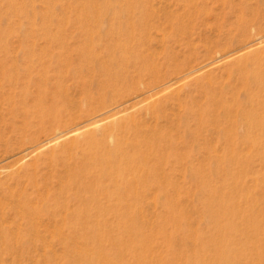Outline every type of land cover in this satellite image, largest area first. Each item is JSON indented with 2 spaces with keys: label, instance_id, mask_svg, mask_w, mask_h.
<instances>
[{
  "label": "rangeland",
  "instance_id": "1",
  "mask_svg": "<svg viewBox=\"0 0 264 264\" xmlns=\"http://www.w3.org/2000/svg\"><path fill=\"white\" fill-rule=\"evenodd\" d=\"M104 1L0 0V264H253L245 230L253 216L264 224V91L231 71L239 56L214 64L234 52L264 54V44L246 54L264 35V0ZM112 42L124 51L112 53ZM87 48L98 50L93 61H83ZM175 77L179 84L163 91ZM8 92L25 103L10 105ZM40 101L64 113L62 129L105 109L128 119L139 133L120 134L125 147L140 169L162 165L161 179L124 209L129 201L95 202L78 189L71 167L86 145L44 163L33 181L21 162L19 174L3 167L54 134L41 126ZM242 110L255 114L246 122ZM214 218L238 227L213 242Z\"/></svg>",
  "mask_w": 264,
  "mask_h": 264
},
{
  "label": "bare ground",
  "instance_id": "2",
  "mask_svg": "<svg viewBox=\"0 0 264 264\" xmlns=\"http://www.w3.org/2000/svg\"><path fill=\"white\" fill-rule=\"evenodd\" d=\"M105 1H104V3L106 4L107 1L106 2ZM108 4H110V3H107V5ZM142 16H143V14H142ZM142 16H141V18H143ZM144 18H145V15H144ZM145 20H146V18H145ZM137 22H139V21H137ZM241 23L244 24L245 22L244 23L241 22ZM242 27L244 28V26H242ZM245 27H246L245 29H247V25ZM125 29H127V28L125 27ZM129 29H131V28H129ZM127 33H129V30ZM114 34H115V32H114ZM117 34H118V32H117ZM120 35L122 36V34H120ZM119 38H121V37H119ZM116 43H118V42H116ZM106 44H108V43H106ZM262 44H264V35L260 36L259 38L256 39V41H254L252 44H250L246 54L247 53L249 54L251 52L256 51L255 46L256 45H262ZM109 45L110 46H107V47L108 48L110 47L109 49L111 50V46L113 45V42H112V44H109ZM118 45H120V44H118ZM125 46L126 45H124V46L122 45L120 47H115V48H114V46H112V48H114L112 53L115 52V55L117 53H122L124 51L123 49L125 48ZM122 47H124V48H122ZM129 49H130V47H129ZM260 50H262V49H260ZM96 51H98V50H95V52ZM243 51L244 50H242L241 52H243ZM95 52H94V49L88 50V48H87V51H84V49H83V51H81V53L85 55L84 56L85 60H83V61H86V60L93 61L95 58L94 59L91 58L92 59L91 60L89 57H97L96 55H98V54H94ZM263 52H264V50H263ZM97 53H99V52H97ZM106 53H107V51H106ZM255 53H260V52H255ZM93 54H94V56H92ZM109 54H110V56H108V57H111V53H108L106 55H109ZM129 55H131V54H129ZM120 56H122V55H120ZM133 56H132V58H133ZM238 56L240 57V61L238 60V62H232L234 64L237 63V65L236 64H235V66H234V64L231 65V66H234V67H230V69L232 68L231 71L233 73L235 72L236 75L241 74V79L245 85L256 84V85H258V88L261 91H264V67H263L264 66V54L257 55V56H255V54H254V57H253V55H250L253 58H251L249 56L248 58L244 59L242 57H245V53L237 55V53L234 52V53H230V54L220 56V58L215 62L214 65L220 66V64H223V63L229 61L230 59H234V58L237 60ZM81 57L84 59L83 55L81 56V54H80V58ZM82 58H81V60H82ZM114 58H113V60L116 61V58L115 59ZM118 59H119L118 61H120L119 56H118ZM124 59H125V57H124ZM96 60H98V59H96ZM135 60H136V62L139 61V59L138 60L136 59V56H135ZM124 61H123V63H124ZM135 64H137V63H135ZM140 65H141V63H140ZM224 65H227V64H224ZM124 67L120 68V66H119L116 69L118 71V68H120L119 70H122V69H125ZM141 67H142V65H141ZM207 67L209 69L210 65H208V64L204 65V66L202 65L200 68L193 69L191 71L192 75H190L191 79L201 76L202 72ZM143 69H144V67H143ZM117 71H115V72H117ZM149 71H150V69H149ZM151 73H152V71H151ZM119 74H120V72H119ZM116 75L114 73L113 76H116ZM110 76H112V75H109V77ZM113 78H115V77H113ZM41 79H42V82L47 84V81L45 78H41ZM117 79H118V77H117ZM109 80H112V78H109ZM198 81H200V79ZM179 82H180L179 78L175 77L171 81H169V83L162 90L164 91L167 89L168 90L172 89L175 85L179 84ZM37 84H38V86H40V88H42L41 85H43V84H41V80H40L41 85H39V83H37ZM107 84L109 86L114 85L111 82H107ZM57 87H59V86H57ZM212 92L215 93V89ZM8 93L9 94L6 97L8 99L7 100L8 103L10 105L13 104L16 107V104L18 101H14L12 98L14 95L10 92H8ZM41 93H42V95H44L42 90H41ZM1 94H2V92H1ZM57 94H56V96L59 97L61 93L59 95H57ZM45 96L46 95H44V98H45ZM58 97L55 98V96H54L55 100L53 103H56L57 101H59ZM41 98H43V97H41ZM142 98H143L142 95H138L134 101H131L129 99L128 101L125 102V106L128 107L129 105L137 103V102L141 101ZM56 99H57V101H56ZM20 100L22 101V99H20ZM38 100H39V98H38ZM21 101L18 102V104L19 103H25L26 100H24V102L23 101L21 102ZM43 101H45V99ZM263 101H264V99H263ZM40 102H39V104H42V105L45 103V102L44 103H42V102L40 103ZM53 103H52V105H53ZM35 104L38 106L36 107ZM39 104L34 103L33 105H34V107H36L35 108L36 111L38 110L37 114L40 110L39 113H41L42 116L40 114H38V115H40V119L36 116V114L33 116L35 119L37 117V119L41 120L40 121L41 126L44 130H47V131L53 130L54 134L52 136H50V135L47 136L46 138H44L39 143H33L31 145H28L27 147L18 151L16 154L17 156L16 155L15 156L10 155L11 157H9L5 160V166H3V167H9L11 169V171H14L13 165H15L17 162H19V163L21 162V167L22 168L25 167V172L27 173L26 175L29 177V179H31L33 181L39 175V173H38L39 168H41V166H43L44 163L52 165V166L57 165L60 161L63 162V155L64 154L68 153V155H69V153L71 154V152L73 151L74 148L82 146V145H86L88 150L83 149L81 151V154L83 155L81 162L79 164L71 167V171H72L71 175H73L76 182L79 183L78 189L79 190H85L86 192H88L89 193V197H88L89 200L95 201V202H99V200H102L101 199L102 196H104L105 198L107 197V200L108 199H114V200H118L120 202L121 201H129L128 204H126L123 207L124 209L126 207L129 208L131 206L130 201L132 202V204L142 202V200L145 197V192H144L145 186L148 184L149 181L159 182V178L161 177V172H162V170L160 169V166H162V165L159 164L160 165L159 166L157 164V165L151 166V165L147 164V168L142 167V169H140L139 165H137V163L133 159L134 153L130 152L128 150V148H126L124 145V142H125L124 138L120 134L125 133V131H127V130L132 131L135 134L139 133V131L137 129V125H135V124L133 125L131 122H129L128 119L123 121L122 120L123 117L117 116L116 113H111V111H112L111 109H105L104 111L100 112L99 114H97L96 116H94L92 118L87 117V116L83 117L80 120V122H78L77 125L74 127L68 126L67 128L62 129L59 127L61 124L66 126V124L61 122V118H62L64 113H62V115H61L60 111L58 110L59 108L57 106L55 108V104H54V107L53 106L48 107L46 105H43L46 109L43 106H41L43 109L41 107H40L41 109H39V106H40ZM162 105L163 104H161V103H160V105L157 104L154 109L155 110L160 109V107H162ZM66 109L68 110L69 108H66ZM242 113L246 115V117H244L246 122H247V120L250 121L248 119V117H251L255 114V113H253L251 111H247V110H242ZM65 115H67V114H65ZM74 122H73V125H74ZM29 125L31 126V123H29ZM252 125L253 124L249 123V126L252 127ZM249 128L250 127L246 126V128H244V131H245L244 133L247 134L248 132H250ZM248 138H250V137H248ZM133 141H136V140L134 139ZM129 145H131L133 147V149H135V152L138 153V151L136 149L138 147L137 144L131 142ZM149 150L151 151V149H149ZM78 151H80V150H78ZM142 152L143 151H141L140 153H142ZM143 157H145V156H143ZM27 158L31 159V161L30 162L25 161V159H27ZM144 160H145V158H144ZM64 166L67 167L68 165H64ZM143 168H145V169H143ZM30 169H34V170H30ZM14 172H16L18 174L20 173L19 171H14ZM131 174L133 176L129 177V175H131ZM41 176H46V174L43 173V174H41ZM66 180H67V178L63 182H65ZM78 180H80V181H78ZM58 182L60 184V180ZM81 184H83V186ZM224 204L226 206L230 205L226 201H224L222 204H219V205L222 207ZM250 218L251 219H249L248 222L246 221L247 222L246 228L248 231V233H247V231L245 230V233L248 234V236L246 235L247 236L246 239L248 241V244H250V246L252 245L253 250H254L253 251L251 249L252 252H254V257H253L252 263L253 264H255V263L261 264L264 262V224L262 225L261 223H258L257 218L256 217L254 218V216L250 217ZM214 220H217V219L214 218L213 221ZM237 227L238 226H236V224L233 223L232 221H228V222L222 224V222L220 220H217L216 221V229H215V230H217L215 232L216 235H213V233H212V235L210 234V236H212L210 240L213 242L224 241L228 238L227 233L229 232L230 234H232L233 230L237 229Z\"/></svg>",
  "mask_w": 264,
  "mask_h": 264
}]
</instances>
